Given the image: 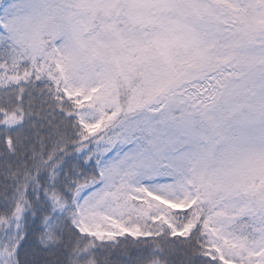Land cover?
I'll list each match as a JSON object with an SVG mask.
<instances>
[{
  "label": "snow or ice",
  "instance_id": "1",
  "mask_svg": "<svg viewBox=\"0 0 264 264\" xmlns=\"http://www.w3.org/2000/svg\"><path fill=\"white\" fill-rule=\"evenodd\" d=\"M0 264H264V0H0Z\"/></svg>",
  "mask_w": 264,
  "mask_h": 264
},
{
  "label": "trees",
  "instance_id": "2",
  "mask_svg": "<svg viewBox=\"0 0 264 264\" xmlns=\"http://www.w3.org/2000/svg\"><path fill=\"white\" fill-rule=\"evenodd\" d=\"M123 259H124V260H127V259H128V257H127V256H124V257H123Z\"/></svg>",
  "mask_w": 264,
  "mask_h": 264
}]
</instances>
